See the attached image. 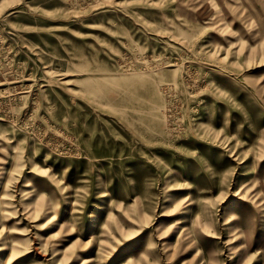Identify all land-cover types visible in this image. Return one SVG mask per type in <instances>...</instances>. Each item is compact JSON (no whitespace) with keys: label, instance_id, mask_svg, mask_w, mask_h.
I'll use <instances>...</instances> for the list:
<instances>
[{"label":"rangeland","instance_id":"obj_1","mask_svg":"<svg viewBox=\"0 0 264 264\" xmlns=\"http://www.w3.org/2000/svg\"><path fill=\"white\" fill-rule=\"evenodd\" d=\"M0 264H264V0H0Z\"/></svg>","mask_w":264,"mask_h":264},{"label":"bare ground","instance_id":"obj_2","mask_svg":"<svg viewBox=\"0 0 264 264\" xmlns=\"http://www.w3.org/2000/svg\"><path fill=\"white\" fill-rule=\"evenodd\" d=\"M235 224V223H234ZM231 228V227H230ZM185 234H189L188 236H190V231H186V233ZM186 244H188V245H190L191 244V242H187ZM141 244L140 243H138L136 246H132V247H138V246H140ZM185 245V244H184ZM188 250H189V248H186V249H184V250H182V253H184V254H182V255H180V258L182 257V258H184V257H186V253L188 252ZM237 255V254H236Z\"/></svg>","mask_w":264,"mask_h":264}]
</instances>
